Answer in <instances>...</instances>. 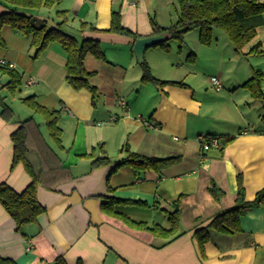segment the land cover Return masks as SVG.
<instances>
[{"label": "crops", "instance_id": "0c3cea01", "mask_svg": "<svg viewBox=\"0 0 264 264\" xmlns=\"http://www.w3.org/2000/svg\"><path fill=\"white\" fill-rule=\"evenodd\" d=\"M177 2L60 0L52 6L56 7V15L58 10H67L63 28H73L79 40L88 37L102 45L105 60L92 54L85 60L86 69L93 72L90 80L98 88L99 102L89 89L77 90L67 81V53L60 43H51L36 56L32 37L8 25L3 27L5 44L0 46V59L14 63L12 68L22 74L23 80L35 78V84L29 87L44 107L61 110L64 147L59 148L48 128V136L42 129L43 122L32 116L35 124L29 131V157L41 173L36 191L46 210L21 232L0 203L1 257L12 258L18 264H57L61 256L67 264H264V205L250 208L241 217V231H212L204 257L195 236L198 228L237 205L239 172L246 200H253L264 187V100L255 99L243 86L256 71L264 74V24L242 52L218 43V38L207 46L200 42L205 47L202 52L209 55L211 68L218 62L217 75L212 76L225 77L221 90L210 78L212 89L220 93L200 80L193 85L185 79H172L186 85L155 84L146 94L149 82L142 80L143 67L134 51L135 40L111 31L113 13H120L123 26L149 36L154 34V22L167 27L170 25H165L166 19L171 24L178 20ZM173 6L176 11L172 12ZM11 8L40 17L45 7L24 8L0 0V13ZM57 18V23L63 20ZM257 44L261 52L249 53ZM153 48L154 52L148 54ZM157 49L166 51L153 45L144 54L152 73L158 63ZM218 49L221 57L217 59ZM197 52L194 60L187 58L195 67L201 49ZM250 56L256 59L251 68L244 64ZM228 57L229 63L241 57L238 68L225 67ZM166 65L175 67L170 60ZM191 70L195 74L204 72ZM261 89L264 93V75ZM125 96L128 113L119 105V99ZM140 99L144 106L138 104ZM14 122V118L7 121L0 116V182L22 191L32 177L22 163L13 166ZM200 134L217 137L219 144L229 136L234 138L224 149L218 145L203 150ZM127 141L133 151L146 156L180 158L160 172L148 170L137 175L130 165L116 167L127 156L122 151ZM113 150L116 153L110 155ZM91 152L96 157L107 155L110 162L94 166L96 157L80 156ZM213 183L224 191L219 199L210 191ZM110 196L144 202L121 203L115 210L151 226L170 228L169 212L178 210V234L159 236L104 211L102 205Z\"/></svg>", "mask_w": 264, "mask_h": 264}, {"label": "trees", "instance_id": "16d2710c", "mask_svg": "<svg viewBox=\"0 0 264 264\" xmlns=\"http://www.w3.org/2000/svg\"><path fill=\"white\" fill-rule=\"evenodd\" d=\"M18 7L24 8H42L52 7L60 3V0H4ZM179 18L170 26H159L154 22V34L165 33L166 38L155 46H160L166 51L171 47L170 39H182L184 34L193 29H199V40L202 44L211 45L215 41L214 29L219 28L225 32L229 40L234 45L237 52H242L246 44L256 36L257 28L264 24V1L261 0H178ZM57 15L63 20L55 26L49 27L48 20L40 18L34 14L26 13L18 8H11L0 13V46L5 44L3 40V27L8 25L25 36L32 37V44L36 47V56L42 53L53 42L62 45L67 53V81L77 90L87 88L91 91L93 98L98 97V88L91 82L93 72L85 67V60L88 54L94 55L98 59H106L105 52L99 40L84 37L79 40L76 36L69 34L63 29L67 22V10H58ZM111 31L121 33L132 37L135 41L143 37L137 32L123 26L119 12L113 13ZM260 44H257L249 53H260ZM195 53L188 56V60H194ZM143 67L142 80L144 82H154L155 84L165 85L172 84L177 86H185L183 81L162 80L153 75L152 69L144 59L141 62ZM0 71L9 76L5 87L13 94L17 95L22 91L23 76L16 69L0 64ZM263 72L258 70L249 78L243 86L252 91L255 99L264 100V93L261 89V80ZM22 102L29 107L35 114L44 116L46 126L54 143L63 148L62 135L63 129L60 126L61 110L49 109L44 107L38 100L36 95L31 94L21 97ZM2 110L0 116L7 121L15 120L13 108L7 104L4 98L0 97ZM16 121V120H15ZM34 118L19 121V125L12 132V140L14 142V158L13 166L22 163L26 171L31 175L32 181L22 190L17 191L6 182H0V203L5 207L7 212L15 220L17 230L23 231V227L37 221L39 215L45 212L43 206L37 197V188L41 181V173L38 171L34 163L31 162L28 146L29 131L32 124H35ZM17 122V121H16ZM234 136H229L220 142L221 148L233 140ZM129 142H125L122 151L127 156L117 164L116 167L122 165H130L137 175L148 170L160 172L173 164H175L180 156L156 157L146 156L133 151L129 146ZM87 158H95V152L80 155ZM110 162L107 155L96 157L93 159V165L99 166ZM242 173H238V200L237 205L231 207L224 212L215 216L208 225L201 226L195 231L198 241L199 251L204 257L205 244L211 239L212 231L221 233H235L242 230L241 217L252 207L264 205V187L258 191L255 198L251 201L245 199V191L243 186ZM210 191L214 198L219 199L223 196L224 191L217 187L216 184L210 186ZM145 204L139 200H131L110 196L104 201L102 208L104 211L122 217L131 226L148 229L154 234L171 237L178 234L179 229V211L169 212L170 228L159 226V224L149 225L146 222H137L130 217L116 212L115 207L118 204ZM0 264H18L12 258L0 256ZM57 264H67L66 260L61 256ZM81 264V263H80Z\"/></svg>", "mask_w": 264, "mask_h": 264}, {"label": "rangeland", "instance_id": "374dc122", "mask_svg": "<svg viewBox=\"0 0 264 264\" xmlns=\"http://www.w3.org/2000/svg\"><path fill=\"white\" fill-rule=\"evenodd\" d=\"M264 0H261V2ZM176 8H179L178 2L175 4ZM174 8V9H173ZM172 12L173 10L176 11L175 7H172ZM166 11H168V9H166ZM43 17L44 19L48 20V25L49 27L51 26H55L58 18L56 15V7H45L43 10ZM169 17V16H168ZM166 24L165 25H171V20L168 18L166 19ZM66 32H68L69 34H73L77 37L78 34L75 30H73V28H67L64 27L63 28ZM199 29H193L191 31H189L188 33L184 34L182 39H170V44L171 47L170 50L168 51H162L161 49H157L159 53V55H157V65L155 66V69L153 70V74L154 76L161 78L163 80H180V79H185V81H187L190 84L193 85H198L197 80H200L202 83L205 82L209 83V88L210 90L212 89L211 87V80L210 78H212V75H217V73H215V71L218 68V62L216 60V62H214L213 68H211V62L208 61V54L206 52H202V48L205 49L204 45H202L199 41ZM214 36L217 39L218 38V43L220 44H229L230 48L234 49V45L232 44V42L229 40L227 34L225 32H223L222 29L219 28H215L214 29ZM54 44H58V43H54ZM207 46V45H206ZM225 47V46H224ZM221 48V47H219ZM199 49H201L200 53V58L197 60L196 62V67L192 65V63H190L187 58L189 56V54H191L192 52L194 53H198L197 51H199ZM154 48L150 49L148 54H151L152 52H154ZM221 49H218V51L215 53V57L218 59L219 57H221L220 55V51ZM225 50V49H224ZM226 51V50H225ZM111 53V52H110ZM227 55V54H226ZM120 57V56H119ZM171 61L175 63V67H171V65H166L167 61ZM228 63H226L225 67L229 68L228 66L231 65L232 67L235 66L238 68L239 64H240V60L241 57L237 58V60L239 61H235L229 63V57L227 58ZM236 60V59H235ZM255 58L254 57H248L245 61L244 64L250 66V68L253 66L252 62H255ZM234 61V60H233ZM239 62V63H238ZM191 68H197L200 71H204L202 73H197L195 74V72H189L192 71ZM258 69V67L255 68V70ZM132 74V73H131ZM134 76V75H132ZM130 76V77H132ZM185 77V78H183ZM222 81L225 80V77L222 78ZM9 77L7 74H4L0 71V97L4 98L5 102L7 104H9L15 113V121L14 123H12V125L18 126V120L22 121L25 119H28L30 117H36V119H38L39 121L43 122V126L42 129L45 131L46 135L48 134L47 131V126L44 120V116L41 114H35L29 107H27L21 100V97L27 96L32 94V89L26 88L24 83L25 80H23V85H22V91L18 92L17 95H13L6 87L5 84L8 82ZM144 82V81H143ZM148 87L149 89H147L146 91H144V93L146 92V94L148 93L149 90H152L151 88L155 87V83L150 81L148 83ZM155 89V88H154ZM215 93H220V91H216L215 89H212ZM212 91V92H213ZM213 92V93H214ZM128 96L123 97L124 99H126ZM136 97V91L133 95L132 100H135ZM104 98V96L102 97ZM100 101V97L97 98V102ZM140 102H138L139 105H143L144 106V102L142 99L139 100ZM48 136V135H47ZM109 146V145H108ZM107 146V147H108ZM101 153L100 148H98V155ZM115 150H113L112 152H109L110 155H114Z\"/></svg>", "mask_w": 264, "mask_h": 264}, {"label": "built area", "instance_id": "2783aa9c", "mask_svg": "<svg viewBox=\"0 0 264 264\" xmlns=\"http://www.w3.org/2000/svg\"><path fill=\"white\" fill-rule=\"evenodd\" d=\"M0 64L1 65L2 64L8 65L10 67L15 66L14 63L7 62L4 59H0ZM211 80H212L213 84L216 86L217 90H221L223 88V82L219 76H212ZM35 81H36L35 78L29 77L27 79V81H25L24 85L26 88H28L29 86L35 84ZM119 105H121L125 109V113H128V104H127L126 99L121 97L119 99ZM113 120H114V118H113ZM146 124L151 126V123L149 121H146ZM198 139H199L200 143L202 144L203 150H208L212 146H218L219 145V139L217 137H207V136H204L203 134H200Z\"/></svg>", "mask_w": 264, "mask_h": 264}, {"label": "water", "instance_id": "95a60500", "mask_svg": "<svg viewBox=\"0 0 264 264\" xmlns=\"http://www.w3.org/2000/svg\"><path fill=\"white\" fill-rule=\"evenodd\" d=\"M165 33L153 34L138 38L134 44V51L139 62L144 60L145 50L153 45H156L165 39Z\"/></svg>", "mask_w": 264, "mask_h": 264}]
</instances>
